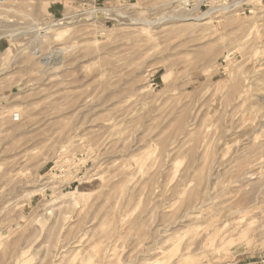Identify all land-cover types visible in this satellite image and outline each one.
Instances as JSON below:
<instances>
[{
    "label": "rangeland",
    "instance_id": "rangeland-1",
    "mask_svg": "<svg viewBox=\"0 0 264 264\" xmlns=\"http://www.w3.org/2000/svg\"><path fill=\"white\" fill-rule=\"evenodd\" d=\"M216 263L264 264V0H0V264Z\"/></svg>",
    "mask_w": 264,
    "mask_h": 264
},
{
    "label": "bare ground",
    "instance_id": "bare-ground-1",
    "mask_svg": "<svg viewBox=\"0 0 264 264\" xmlns=\"http://www.w3.org/2000/svg\"><path fill=\"white\" fill-rule=\"evenodd\" d=\"M195 20H198V19H195ZM201 24V23H200ZM63 30V29H62ZM64 31V30H63ZM66 32V31H65ZM57 33H59V32H57ZM56 33V34H57ZM61 33V32H60ZM59 33V34H60ZM62 35V34H61ZM57 36V35H56ZM58 39V38H57ZM63 50H64V48L63 47H60V48H56L53 52H52V54L50 53V55H47V56H45L44 57V59H43V62L44 63H49V58H50V56H51V58H52V56H55L56 55V57H58L60 54H62L63 53ZM228 54V53H227ZM207 55V54H206ZM56 63V62H55ZM48 65V64H47ZM217 264V263H216Z\"/></svg>",
    "mask_w": 264,
    "mask_h": 264
}]
</instances>
